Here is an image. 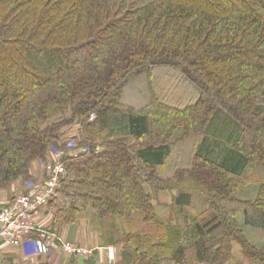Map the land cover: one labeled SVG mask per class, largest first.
<instances>
[{"label": "trees", "instance_id": "trees-1", "mask_svg": "<svg viewBox=\"0 0 264 264\" xmlns=\"http://www.w3.org/2000/svg\"><path fill=\"white\" fill-rule=\"evenodd\" d=\"M158 67L193 99H161ZM138 76L139 106L124 99ZM55 149L52 225L91 210L105 246L122 247L115 264H224L235 242L264 264L243 234L264 230V0H0V188ZM252 184L253 199L236 194ZM158 191H177L174 225ZM193 192L208 201L196 214Z\"/></svg>", "mask_w": 264, "mask_h": 264}, {"label": "crops", "instance_id": "crops-1", "mask_svg": "<svg viewBox=\"0 0 264 264\" xmlns=\"http://www.w3.org/2000/svg\"><path fill=\"white\" fill-rule=\"evenodd\" d=\"M34 166L31 167V171ZM28 187V186H27ZM25 183L23 182H13L10 183L6 188H0V207L7 204L16 195L22 193L21 191L27 190ZM256 188L252 189V195H255ZM176 195V193H175ZM197 194L191 193L190 207L194 205ZM157 198H161L165 202L167 208L165 213H161V217L166 224L174 225L175 213L172 209V195L166 192H156L154 197V203L158 202ZM196 201L198 203L199 197ZM201 203V200H200ZM170 206V207H169ZM208 206L207 203H202L201 210H188L191 214H196ZM189 207V208H190ZM200 207V206H199ZM54 209L51 207H43L37 218L35 219L38 223L44 225L47 229L53 230L58 234L63 240L69 242L73 246L80 247L84 250L82 255H74L66 253L60 250V244L55 242L52 249V253L47 255L45 251H39L37 249L41 248L39 241L34 244H19L5 246L0 250V264H42V263H52V260L57 257V264H107L106 252H105V238L102 237L104 232V226L100 223L99 219L93 214L89 209L81 210L77 216V219L67 225L61 227L52 225V215ZM104 225V224H103ZM243 230L249 234H257L258 240H254L255 243L264 247V230L252 228L249 226H244ZM35 237V236H34ZM33 237V238H34ZM34 239H37L35 237ZM37 250V251H36ZM119 249L116 247V260L118 259ZM115 260V261H116ZM242 261V253L240 252L237 245L232 247L231 256L224 264H239ZM55 263V264H56ZM194 264H205L203 262H194Z\"/></svg>", "mask_w": 264, "mask_h": 264}, {"label": "built area", "instance_id": "built-area-1", "mask_svg": "<svg viewBox=\"0 0 264 264\" xmlns=\"http://www.w3.org/2000/svg\"><path fill=\"white\" fill-rule=\"evenodd\" d=\"M63 155V151L55 149L52 157L42 165L47 177L43 184L19 193L0 207V250L5 246L19 244H34V248H37L36 243L41 241V248L37 250L45 251L47 255L52 253L51 248L55 242L60 244V250L63 252L80 256L84 252L82 248L71 245L35 220L55 193L60 179L65 174V167L61 161ZM34 236L37 239H34ZM105 252L107 264H114L116 259L114 246H105ZM56 259L57 257L52 260L53 264L57 262Z\"/></svg>", "mask_w": 264, "mask_h": 264}, {"label": "rangeland", "instance_id": "rangeland-1", "mask_svg": "<svg viewBox=\"0 0 264 264\" xmlns=\"http://www.w3.org/2000/svg\"><path fill=\"white\" fill-rule=\"evenodd\" d=\"M135 80L136 81H133L132 86H130L127 89L125 96H124V99L128 103L131 102V103H134L135 105L139 106V105H142L147 100L148 94L146 91H144V85H145L144 76H138ZM153 83H154L153 84L154 88H155L156 92L159 94V96L161 97V99H164L168 102L177 103V104L181 105V104L189 102L191 99H193L194 94H195L194 90L192 89V87L188 83L183 82L181 77H179V75L176 72H174L171 69L166 68V67H158V68H155L153 70ZM71 128L72 127H69V126L65 127L63 130V131L66 130L64 132L65 134H63V136L61 135L62 140L66 143H70L68 136L71 134H68V132H69V130H71ZM180 147L181 146H179L178 148H180ZM189 147H190V144L185 145V147H182V150H184V148H185V150H187ZM69 153L71 154L72 152L70 151ZM171 161H172V159H171ZM33 166H34V169L31 171V174L33 175L32 179H30V181L25 182L26 187L28 186L27 191L29 189L33 188L34 186L43 184V182L47 178L46 174L43 172L42 163L40 165L33 164ZM251 188L254 189L255 185L252 184V185L241 186L237 190L236 194L243 199H253L255 195L254 196L252 195ZM25 191L26 190H23L21 192L23 193ZM160 192H166L167 194L170 193L172 195V200H173V197L175 196V193H177V191H173V192L160 191ZM54 194L52 195V197L54 196ZM195 194H197V196L199 197V201H198V203L196 202L198 200L197 199L198 197H197L194 205H192L189 209L190 210H195V209L201 210L204 208V207H202V203L208 204V201L200 193L195 192ZM200 200H201V203H200ZM157 201L158 202H156L155 205H156V209L158 211V214L161 217L162 215L160 212H162V214H164L167 206H166L165 202L162 201L161 198H157ZM238 220L240 223H243V218L241 215L238 217ZM243 234H244V237L250 243L256 245L257 247L261 246V245H258L257 243L254 242L255 239L256 240L259 239L257 234H249L248 232H245V230H243ZM234 245H237L240 252H241L240 245L236 242L233 244V246ZM119 247L122 249L121 246H119ZM119 247L117 246L118 249H119ZM115 250H116V247H115ZM262 250L264 251V247H262ZM127 258H128L127 255L121 256L119 258L120 264H127ZM239 264H246V263H245V261H240Z\"/></svg>", "mask_w": 264, "mask_h": 264}]
</instances>
